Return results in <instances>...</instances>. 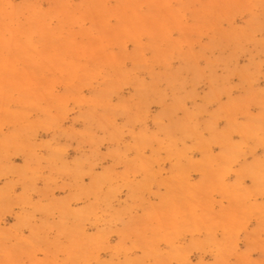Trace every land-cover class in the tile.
Instances as JSON below:
<instances>
[{"label": "rangeland", "instance_id": "obj_1", "mask_svg": "<svg viewBox=\"0 0 264 264\" xmlns=\"http://www.w3.org/2000/svg\"><path fill=\"white\" fill-rule=\"evenodd\" d=\"M0 264H264V0H0Z\"/></svg>", "mask_w": 264, "mask_h": 264}]
</instances>
